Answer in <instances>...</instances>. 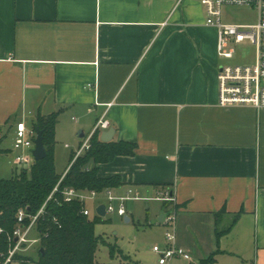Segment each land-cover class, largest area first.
Returning <instances> with one entry per match:
<instances>
[{"label": "crops", "instance_id": "obj_1", "mask_svg": "<svg viewBox=\"0 0 264 264\" xmlns=\"http://www.w3.org/2000/svg\"><path fill=\"white\" fill-rule=\"evenodd\" d=\"M206 21L202 0H0V146L11 151L18 123L58 113L56 142L78 139L72 158L106 114L112 141L138 146L99 167L122 179L116 194L172 191L179 247L198 262L221 250L215 264H264V108L219 106ZM224 209L220 230L239 219L217 243Z\"/></svg>", "mask_w": 264, "mask_h": 264}, {"label": "trees", "instance_id": "obj_2", "mask_svg": "<svg viewBox=\"0 0 264 264\" xmlns=\"http://www.w3.org/2000/svg\"><path fill=\"white\" fill-rule=\"evenodd\" d=\"M58 113L51 115L38 114L34 124L35 130L43 132L44 146L47 156L34 162L30 170L23 169L20 174L10 179H0V253H7L10 246L12 234L17 227V214L24 209L29 217L36 216L42 209L47 199L59 184L63 175L56 172L55 147L56 126ZM137 144L131 142H109L101 141V134L95 133L91 139V147L75 162L73 157L70 167L60 183L58 192L47 203L44 212L38 218L36 231L40 239L38 249V260L17 255L15 261L22 264H96V254L101 242L96 235L95 228L102 222V217L94 215L87 217L83 214L85 204L75 200L65 202L63 192L67 188H73L78 192L95 191L103 195L108 190L120 188L123 183L118 176L111 178L99 177L100 165L110 163L117 157H133L137 151ZM0 146V155L7 153ZM172 192V191H171ZM168 205L164 203V212ZM178 210V205L175 204ZM226 210L216 215V240L231 229L238 222L239 215L233 216L231 224L220 230V222L226 215ZM31 219L27 218L26 224ZM44 250V254L41 253ZM111 257L117 255V249H110ZM223 253L218 250L208 258L193 264H215L216 256Z\"/></svg>", "mask_w": 264, "mask_h": 264}, {"label": "built area", "instance_id": "obj_3", "mask_svg": "<svg viewBox=\"0 0 264 264\" xmlns=\"http://www.w3.org/2000/svg\"><path fill=\"white\" fill-rule=\"evenodd\" d=\"M206 10L207 25L215 27L218 31V52L222 59L232 60L236 56L238 47L243 43H250L254 48V61L249 64L221 65L218 70L219 94L218 104L220 107L251 106L255 109L264 108V0H202ZM231 6H245L253 8L257 13V23L254 25L226 24L223 22V9ZM109 104L108 107H112ZM106 114L101 117L92 134L86 137L82 146L75 152L73 162L81 157L91 147V139L95 133H102L111 126L105 119ZM36 131L29 129L23 122L17 124L13 148L21 152L15 158L16 166L33 165L35 160L33 150L35 148ZM68 147V146H67ZM47 199L39 213L29 217L24 209L17 214V227L14 230L11 240L13 246L7 253H0V264H11L17 255L27 248L28 238L33 230H36L38 218L44 212L47 203L58 192L60 183ZM103 195L107 197L106 204L97 203L94 208V215H97V208L101 205L106 207V215L116 213L120 217L127 216L126 203L129 201L143 200L132 188L124 194L118 195L114 190H108ZM99 195L95 191L78 192L73 188H67L63 192L65 202L78 200L85 204L83 214L92 217V210L88 208L86 201L96 202ZM156 200L168 205L164 213L163 225L165 227V243L163 246L155 245L153 252L158 256L159 264H169L173 260L192 261L190 254L177 245V210L175 199L169 190L158 193ZM27 218L31 219L26 224ZM3 229H0V233ZM17 240V241H16ZM38 242L40 239L38 238Z\"/></svg>", "mask_w": 264, "mask_h": 264}, {"label": "rangeland", "instance_id": "obj_4", "mask_svg": "<svg viewBox=\"0 0 264 264\" xmlns=\"http://www.w3.org/2000/svg\"><path fill=\"white\" fill-rule=\"evenodd\" d=\"M223 22L226 24L238 25H254L257 23V13L253 8L245 6H231L223 9ZM238 54L232 60L222 59L218 52V31H217V58L219 67L221 65H238L249 64L254 61V48L250 43H243L238 47ZM84 138L83 140H85ZM55 147V166L56 172L63 175L71 160V151L65 148L69 144L72 148L77 147L78 139L72 143L66 136L60 135ZM3 147L11 151L0 155V179H10L23 169L30 170L32 165L16 166L15 158L21 152L13 149L12 140L8 138ZM75 149V148H74ZM106 204L107 197L101 195L96 202L86 201L89 209L92 210V218L94 217L95 205ZM147 205L151 209H147ZM162 203L156 200V197L148 201H129L126 203L127 217L129 222L125 221V217H120L116 213L108 214L99 223L96 228V235L104 242H101L96 254V264H159L158 256L153 252L155 245H164V228L156 225L155 213L160 211ZM226 225L225 227H228ZM177 219V238H181L178 231ZM39 235L33 230L27 241V248L20 255L38 260V242ZM115 247L117 255L112 258L110 249ZM191 247V246H190ZM194 262L200 259L201 251L187 249ZM190 261L173 260L169 264H191ZM11 264H22L20 261H14ZM38 264V263H30Z\"/></svg>", "mask_w": 264, "mask_h": 264}, {"label": "water", "instance_id": "obj_5", "mask_svg": "<svg viewBox=\"0 0 264 264\" xmlns=\"http://www.w3.org/2000/svg\"><path fill=\"white\" fill-rule=\"evenodd\" d=\"M115 134V129L110 128L109 130L105 131L101 135V141L104 143L112 142L113 136ZM78 137H83V133L79 132ZM47 156V151L44 146L43 141V132L37 129L36 132V139H35V148L33 150V157L35 162L43 160ZM97 215L104 218L106 216V207L105 205H101L96 210ZM164 216V215H163ZM125 221L129 222L130 219L126 216ZM17 241V240H16ZM42 254H44V250H40Z\"/></svg>", "mask_w": 264, "mask_h": 264}]
</instances>
